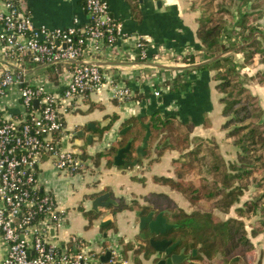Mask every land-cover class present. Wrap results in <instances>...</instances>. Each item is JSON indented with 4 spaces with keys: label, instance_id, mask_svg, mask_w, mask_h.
Returning a JSON list of instances; mask_svg holds the SVG:
<instances>
[{
    "label": "crops",
    "instance_id": "crops-1",
    "mask_svg": "<svg viewBox=\"0 0 264 264\" xmlns=\"http://www.w3.org/2000/svg\"><path fill=\"white\" fill-rule=\"evenodd\" d=\"M107 1L110 14L122 21L124 33L116 38L112 46H106L97 53L89 44L77 60L100 64L102 70L114 81L127 84L132 90V96L125 100L111 97L107 82L100 90L74 99L73 107H69L64 114L65 128L61 144L80 155L85 152L86 157L83 159L87 161V170L79 175V185L72 183L66 190H62L57 176L51 171L55 168L53 161L50 156L45 155L39 164L38 177L43 186L45 178L50 182L56 178L55 184L51 185V191H57L58 208L66 214L64 221L53 227V232L50 228L52 242H65L74 233L84 240L85 248L88 244L95 251L106 249L105 246L110 242L119 243L125 264H153L155 253L146 256L143 248L137 250L139 244H145L136 213L137 210L141 213V210L124 208L114 211L113 206L116 203H110L99 206L96 211L92 208L91 200L101 193L108 192L106 198L116 200L122 197L127 202L136 199L139 204H144L145 194L150 191H162L177 205L190 210L185 207L183 195L178 190L152 179L154 174L173 175L171 159L178 156L179 151L175 148L166 149L158 160L148 163V157L144 154V137L136 149L135 158L122 166L115 163L106 164L104 158L95 164L87 155L105 149L116 138L120 139V126L127 117L152 111H159L164 115L174 114L182 122L191 123L192 134L214 137L226 159L234 156L235 146L225 136V130L221 127L225 116L222 114V103L218 98L220 93L215 87V70L193 69L189 70L186 76L181 75L178 70L197 66L196 63L204 61L200 53H197L195 62L183 60L186 52H198L202 45L195 32L197 10L189 7V0ZM239 2L240 0H235L232 6L234 14L243 11V4ZM248 2L244 7H249ZM25 4L33 23L37 26H67L72 24L75 18L79 24H83L89 19L83 0H25ZM137 38H141L146 44L145 58H139L137 54ZM1 45L0 39V67L16 65L14 60L3 53ZM226 51L222 54L231 52ZM235 56L242 64V53L236 52ZM68 67L70 63L52 66L33 63L26 65L25 77L46 81L49 86L59 91L62 88L61 77L67 73ZM255 68L245 64L240 66L239 72L242 77L244 75L245 84L259 96V101L264 106V87L249 79ZM176 74L187 84L178 90L170 91L164 83L172 81ZM13 110V107H10V111ZM112 114L115 115L114 118H111ZM100 128H103L102 132H99ZM89 133L92 134L90 142L87 138ZM90 209L97 213L91 220L83 212ZM233 214L235 213L232 207L224 217ZM106 219L109 220L108 223L112 222V226L102 228L105 224L102 225L101 222ZM125 243H131L133 246L122 252ZM7 250V243L0 234V262ZM186 263L180 261L179 264Z\"/></svg>",
    "mask_w": 264,
    "mask_h": 264
},
{
    "label": "trees",
    "instance_id": "trees-1",
    "mask_svg": "<svg viewBox=\"0 0 264 264\" xmlns=\"http://www.w3.org/2000/svg\"><path fill=\"white\" fill-rule=\"evenodd\" d=\"M248 1L240 0L243 11L234 14L235 0H189V7L197 10L195 32L202 45L198 52H186L183 60L195 62L200 53L206 61L178 69L185 76L193 69L215 70V87L220 93L218 98L225 116L221 127L235 146L232 158L224 157L214 137L192 134L191 123L159 111L130 115L120 126L130 125L120 139L116 138L105 149L87 155L95 164L102 158L106 164H113L117 151L129 141L119 163L122 166L135 158L144 137L148 163L158 160L166 149L179 151V155L171 159L173 175L154 174L152 179L178 190L190 203H208V209L186 210L165 192L150 191L144 195V204H139L136 199L127 202L122 197L116 198L113 210L140 209L142 214L150 209L154 214L163 211L166 220L176 224L165 234L173 241L178 240V245L186 251L196 249L190 264H198L197 260L212 264L210 261L216 256L223 264H253L249 259L254 248L251 237L264 233V106L259 96L245 84V77L239 72L240 63L235 58V53L241 52V65L256 67L249 79L264 87V30L257 22L264 15V0ZM246 2L250 8L244 7ZM226 50L231 52L223 55ZM26 63L33 64L29 59ZM164 84L174 91L187 83L176 74L172 81ZM114 116L112 114L111 118ZM102 130L100 128L99 132ZM80 156L86 157L85 152ZM246 191H249L248 196L243 199ZM172 205L175 210L170 209ZM232 207L235 214L226 217L216 211L226 213ZM83 212L89 220L97 214L92 209ZM104 226H112V222ZM145 240L146 244H139L137 250L143 248L148 256L154 249L149 239ZM132 246L125 243L122 252ZM259 263L264 264V253Z\"/></svg>",
    "mask_w": 264,
    "mask_h": 264
},
{
    "label": "built area",
    "instance_id": "built-area-1",
    "mask_svg": "<svg viewBox=\"0 0 264 264\" xmlns=\"http://www.w3.org/2000/svg\"><path fill=\"white\" fill-rule=\"evenodd\" d=\"M2 1V51L16 65L0 67V234L8 246L0 264H125L119 243L105 246L110 257L102 262L99 255L105 249L95 251L88 244L85 248L77 234L52 242L50 228L60 225L66 214L38 177L45 155L57 169L81 174L87 170V161L61 144L64 114L74 99L107 82L111 97L131 98L129 86L114 81L100 64L77 60L89 44L96 53L112 46L124 33L123 23L110 14L107 0H83L86 23L75 18L70 25L52 28L33 23L25 0ZM135 46L139 58H145L144 40L137 38ZM28 59L44 66L70 63L61 77L62 88L57 91L46 81L26 79Z\"/></svg>",
    "mask_w": 264,
    "mask_h": 264
},
{
    "label": "water",
    "instance_id": "water-1",
    "mask_svg": "<svg viewBox=\"0 0 264 264\" xmlns=\"http://www.w3.org/2000/svg\"><path fill=\"white\" fill-rule=\"evenodd\" d=\"M206 61V60H204ZM203 62V61H202ZM201 63V62H200ZM199 63H196L197 65ZM194 65V64H193ZM37 100H34V103L36 104ZM104 123H101V126H103ZM130 125L124 126L119 130V136L118 138H121V134L124 133ZM88 141H91L92 134L89 133L87 135ZM129 146V141L126 143L125 146L121 147L117 153L114 156V163L119 164L121 163V157L123 154V151L128 149ZM109 195L108 192L101 193L97 196H95L91 200L92 208L94 210H98L99 206L103 205H109L110 203H116V200L113 198H106ZM106 198V199H105ZM137 215L139 217V228L140 229H145L147 227L148 231L150 233L154 234H163L167 231V229H170L171 227L175 226V223L169 222L166 220V217L163 215V211H158L156 214H154L153 210L148 211L145 214H140V211L137 210ZM109 220H103L101 224H106L108 223ZM54 228L51 227V231L53 232ZM141 235L143 237L146 236L145 231L141 232ZM149 243L154 249L155 255H154V262L153 264H179L181 259L179 256H187V253H185L183 250L184 248L182 247L179 252H175L174 249L178 245V240L172 241L170 238L163 237L161 239H154L150 238ZM193 252L196 251L195 248L192 249ZM150 255V254H149ZM159 256L160 258L155 261V258ZM110 257V249L106 248L103 253L99 255L100 261L104 262L107 261Z\"/></svg>",
    "mask_w": 264,
    "mask_h": 264
},
{
    "label": "rangeland",
    "instance_id": "rangeland-1",
    "mask_svg": "<svg viewBox=\"0 0 264 264\" xmlns=\"http://www.w3.org/2000/svg\"><path fill=\"white\" fill-rule=\"evenodd\" d=\"M248 1V0H247ZM251 1V0H249ZM247 3V2H246ZM245 3V4H246ZM244 4V5H245ZM264 4V3H262ZM250 6V5H249ZM246 7V6H245ZM250 8V7H249ZM258 25H260L261 27H263V30H264V15L262 17H260L258 20ZM227 52V51H226ZM236 58V57H235ZM238 60V59H237ZM240 63V62H239ZM240 66H241V63H240ZM240 68V67H239ZM47 156V155H46ZM51 171H53V175H56L57 176V181L60 183L59 186H61L62 190H66L68 187H69V184H72V183H75L76 185H79V183H77L79 180H80V176L81 173L79 172H74L72 174H70L68 171H65V170H60V169H57V168H53ZM49 172V171H48ZM47 172V173H48ZM56 180V178L54 177V181ZM50 182L49 180H47L45 178L44 180V187L45 188H48V189H53V186L51 185H54L55 182ZM54 191V194L56 196V192L55 190ZM249 191H246L244 196H243V199L244 197H247ZM183 199L185 201V207H187L188 209H192V208H198V209H208L209 208V205L208 203L206 202H198L196 204L194 203H191L189 204L190 202L187 201V199L183 196ZM180 200V199H178ZM171 210H175V205H172L170 207ZM217 213L221 216H224L225 213L223 211H220L218 209H216ZM141 214V213H140ZM248 223V221H246ZM248 228V231H250V225L247 226ZM102 228H106L105 226H103ZM253 242H254V248L252 249V251H250L249 253V259H251V262L253 264H261L259 263V260H260V257L262 255V253H264V233H259L258 235L256 236H252L251 237ZM145 239H147V237H145ZM145 244H146V240H144ZM140 246H138L139 248ZM188 252L190 250H187ZM196 252V251H195ZM189 257L192 258V255L190 254ZM212 264H223L222 261L220 260L219 256H216L214 257L211 261H210ZM192 263V262H191ZM196 263L198 264H202L199 260L196 261ZM186 264H189V261H187Z\"/></svg>",
    "mask_w": 264,
    "mask_h": 264
},
{
    "label": "flooded vegetation",
    "instance_id": "flooded-vegetation-1",
    "mask_svg": "<svg viewBox=\"0 0 264 264\" xmlns=\"http://www.w3.org/2000/svg\"><path fill=\"white\" fill-rule=\"evenodd\" d=\"M143 231H145V233H146V236L145 237H147L148 239H150V238H154V239H161V238H163V237H166V238H170V237H168V235H166L165 233H163V234H154V233H150L149 231H148V229H147V227L145 228V229H143ZM171 239V238H170ZM172 240V239H171ZM173 241V240H172ZM182 247L181 246H179V245H177V247L174 249V251L175 252H179L180 251V249H181ZM184 248V247H183ZM185 253H187V256H179L180 257V259H181V261L182 262H184V261H189V264L191 263V261H192V258L191 257H189V255L191 254H194L195 252H193L192 251V249L188 252V251H186L185 249L183 250ZM160 257L159 256H157L156 258H155V261H157L158 259H159Z\"/></svg>",
    "mask_w": 264,
    "mask_h": 264
}]
</instances>
